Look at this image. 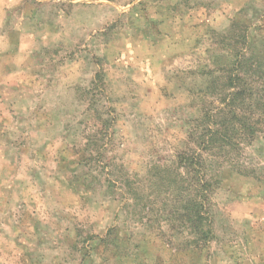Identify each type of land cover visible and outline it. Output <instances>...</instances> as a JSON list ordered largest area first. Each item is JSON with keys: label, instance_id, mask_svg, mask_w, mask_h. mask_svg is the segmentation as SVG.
I'll return each instance as SVG.
<instances>
[{"label": "rangeland", "instance_id": "rangeland-1", "mask_svg": "<svg viewBox=\"0 0 264 264\" xmlns=\"http://www.w3.org/2000/svg\"><path fill=\"white\" fill-rule=\"evenodd\" d=\"M260 55L264 0H0V264H264L263 133L204 163L208 240L168 187Z\"/></svg>", "mask_w": 264, "mask_h": 264}, {"label": "trees", "instance_id": "trees-1", "mask_svg": "<svg viewBox=\"0 0 264 264\" xmlns=\"http://www.w3.org/2000/svg\"><path fill=\"white\" fill-rule=\"evenodd\" d=\"M254 64L258 70L252 73L253 76L247 74L248 78L242 79V84L233 82V90H228L230 92L221 90L224 103L222 107L217 106L212 111L203 108L200 116L192 119L188 138L195 148L176 154L184 175L181 183L176 179L168 181L174 185L168 187L176 192L178 220L188 226L189 233L194 235L192 243L198 245L208 240L211 233L207 206L204 204L208 201V194L212 192L213 183L205 178L204 163L207 160L210 162L211 156H225L226 148L241 141L249 144L262 133L264 137V55L258 56ZM222 159L226 160V157Z\"/></svg>", "mask_w": 264, "mask_h": 264}]
</instances>
